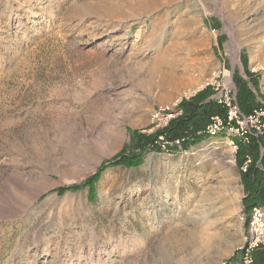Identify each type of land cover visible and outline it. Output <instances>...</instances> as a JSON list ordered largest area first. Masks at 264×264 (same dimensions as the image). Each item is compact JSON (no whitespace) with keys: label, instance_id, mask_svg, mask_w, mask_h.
I'll return each mask as SVG.
<instances>
[{"label":"rangeland","instance_id":"374dc122","mask_svg":"<svg viewBox=\"0 0 264 264\" xmlns=\"http://www.w3.org/2000/svg\"><path fill=\"white\" fill-rule=\"evenodd\" d=\"M223 63L264 104V0H0V264H240L221 138L112 163Z\"/></svg>","mask_w":264,"mask_h":264},{"label":"built area","instance_id":"2783aa9c","mask_svg":"<svg viewBox=\"0 0 264 264\" xmlns=\"http://www.w3.org/2000/svg\"><path fill=\"white\" fill-rule=\"evenodd\" d=\"M211 31L215 32V29ZM204 88H209V100L223 109L224 115L215 113L209 116L204 129L198 132L204 136L200 142L207 140L208 144H214L216 139L221 138L233 155L237 153L239 144L247 145L252 139H260L264 143V104L255 105L249 112L242 110L238 102L233 68H228L225 63L219 65L201 85L183 91L175 103L189 99ZM158 111L162 112L161 116L154 114V117L163 119L165 125L174 113H181V110L174 113H165V110L161 109ZM181 141L182 139L167 140L162 134L158 135L156 140L164 150L176 146L177 149L186 151L182 148ZM260 152L264 156V144H260ZM250 163L251 157L246 155L239 166L240 171L246 172ZM258 248H264V204L252 206L247 213L246 232L243 243L238 247L240 264H251L252 252Z\"/></svg>","mask_w":264,"mask_h":264},{"label":"trees","instance_id":"16d2710c","mask_svg":"<svg viewBox=\"0 0 264 264\" xmlns=\"http://www.w3.org/2000/svg\"><path fill=\"white\" fill-rule=\"evenodd\" d=\"M235 78L236 76L234 74V82L237 87ZM244 88L245 87L242 86L241 90H238V102L243 111L249 112L254 105H252L249 97L243 93ZM202 91H206L208 95L210 93L209 88H204L194 95L193 99ZM187 104L190 103L186 100L180 103L183 113L179 116L180 119L178 121L173 119L165 128L157 131L158 135L162 134L167 140L182 139L181 145L184 149H187L190 144L200 142L202 137H204L201 136V134H197V132L204 129L207 116L209 118L210 115L215 113L224 115L223 109L211 100L203 103H200V101L196 102V110L193 112H187V114L184 115ZM209 112L212 113L209 114ZM189 126H192L190 130ZM137 140L139 141L138 147L136 148L137 153L129 155L128 158L120 154L113 158L112 163L115 165L122 164L125 166L137 165L141 163L142 153L145 151V147L148 144H150L151 149H158L161 147L155 146L157 136H154V140L152 141L149 135L138 134ZM260 144H264L262 140L252 139V141L247 145L239 144V148L236 153V163L238 166L241 165L246 155H250L251 157V163L248 165L246 172L241 173L246 191L248 193L244 200L246 212H248L250 208L256 204H264V156H262L260 152ZM171 147L174 149L177 148L176 146ZM253 252V260L251 264H264V248H258Z\"/></svg>","mask_w":264,"mask_h":264},{"label":"bare ground","instance_id":"6f19581e","mask_svg":"<svg viewBox=\"0 0 264 264\" xmlns=\"http://www.w3.org/2000/svg\"><path fill=\"white\" fill-rule=\"evenodd\" d=\"M165 28V27H164ZM141 43V42H140ZM133 44V43H132ZM170 54V53H169ZM161 55V54H160ZM172 55V54H171ZM163 58H164V56H163ZM172 58V57H171ZM168 59V58H167ZM158 61H159V63H158V65L160 64H162V63H160V62H162V61H164V59L161 61V60H159L158 59ZM157 61V62H158ZM165 63H167L166 61H164L163 62V64H165ZM171 63V62H170ZM168 64V66H166V67H164L165 68V70H162L163 71V74H164V77H165V79H166V81H167V83H169V85H173V84H176V82H178V81H180V80H183V79H185L184 78V76H185V74H183V73H179L176 69H175V67H174V65L171 63V64ZM162 64V65H163ZM164 66V65H163ZM161 67V66H160ZM182 72H183V70H182ZM185 73V72H184ZM163 82V81H162ZM159 85V84H158ZM163 88V87H162ZM166 89V88H165ZM171 89V88H170ZM167 90V89H166ZM125 97V96H124ZM158 116V115H157ZM87 151H88V148H85Z\"/></svg>","mask_w":264,"mask_h":264},{"label":"crops","instance_id":"0c3cea01","mask_svg":"<svg viewBox=\"0 0 264 264\" xmlns=\"http://www.w3.org/2000/svg\"><path fill=\"white\" fill-rule=\"evenodd\" d=\"M237 88V87H236ZM237 91H238V89H237ZM210 94V93H209ZM193 99V98H192ZM195 99V98H194ZM196 99L197 100H199L200 101V103H203V102H207L208 100H209V95H208V93H206V91H202V92H200L197 96H196ZM196 104V103H195ZM194 103L193 104H187L186 105V112L184 113V115H186L187 114V112H193V111H195L196 110V105H195ZM255 106V105H254ZM205 111V110H204ZM207 111V110H206ZM212 112H209V114H211ZM184 117H186V116H184ZM180 118L178 117L177 119H176V121H178ZM207 121H208V116H207V119H206V123H207ZM206 123H205V125H206ZM192 128V126H189V130ZM197 134H198V132H197ZM201 136H203V135H201ZM204 139V137H202V139H201V141Z\"/></svg>","mask_w":264,"mask_h":264}]
</instances>
